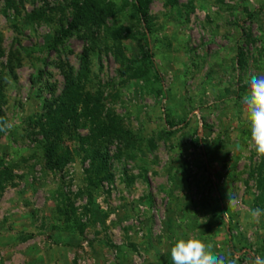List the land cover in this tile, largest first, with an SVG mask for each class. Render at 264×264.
Listing matches in <instances>:
<instances>
[{"label":"rangeland","instance_id":"1","mask_svg":"<svg viewBox=\"0 0 264 264\" xmlns=\"http://www.w3.org/2000/svg\"><path fill=\"white\" fill-rule=\"evenodd\" d=\"M21 1L16 13L0 0V264H173L180 238L237 264L264 260V194L250 179L264 156L251 147L242 102L245 81L264 75V0H140L152 34L142 21L127 37L124 17L109 37L116 22L106 16L56 50L46 45L76 0ZM102 2L128 14L138 0ZM34 11L51 22L31 20ZM69 72L79 125L51 137L61 167L50 169L35 123L62 98Z\"/></svg>","mask_w":264,"mask_h":264},{"label":"trees","instance_id":"2","mask_svg":"<svg viewBox=\"0 0 264 264\" xmlns=\"http://www.w3.org/2000/svg\"><path fill=\"white\" fill-rule=\"evenodd\" d=\"M7 3V8L6 9H13L16 13H20L23 11L22 7V1L20 0V3L14 4L12 0H5ZM92 1V5H90L89 0H76L75 3L72 5V12L70 15V21H66L65 14L61 12V27H59L58 30L54 32V34L51 37V40L48 42L46 45L47 50H56L60 46L62 47L64 42L72 37L73 35H76L82 30L83 28H87V26H96V27H101L105 23V17L107 16L108 18L114 19L116 24H112L111 27L105 29V33L111 37V35H117L121 33V27L117 25V23L122 22V19L124 17L127 18V22L129 23V28L126 30V36L133 39V35H135V31H137L141 26V22H144V29H146L150 34L154 32L153 27L151 26L150 22V16L147 14V7L148 3H141L140 0L135 3V5H131L132 8V13L129 12L128 14H124L123 11H119L117 6H109L107 4H104L102 0H90ZM173 3V2H172ZM250 16V15H249ZM38 18L40 21L44 23L51 22L50 16L45 13V11H34L33 14L31 15V20H35ZM64 23V25H63ZM143 35V36H142ZM145 33H141L142 37V42H143V47H144V52L142 56V60L148 62L150 65L153 67V62H152V53H151V48L150 45L145 37ZM247 42V41H246ZM248 42H251L250 38L248 37ZM247 42V43H248ZM86 54V53H84ZM243 61V54L239 53V62L241 63ZM245 62V60H244ZM243 62V64H244ZM241 65L240 67L243 69L244 65ZM87 75V70L86 68L82 69V72L78 75V78L85 79ZM65 91L63 93L62 98L59 100V102H53L47 105V113L40 117L38 121L35 123L36 126L38 127L39 131L37 135H42L44 138L45 142V149L46 152V164L47 167L54 168L56 165L58 167H61V162L56 157V154L54 153L58 139L56 138H51L53 135H60L61 133V128L68 127L67 123L69 122V126L72 128H77L78 127V122L79 118L76 116L73 110V104L76 99L77 94L72 88L73 85V77L71 73H65ZM243 88H239L237 90V97L238 99H241L242 94L244 93ZM1 98H0V103H1ZM1 105V104H0ZM88 107H86L87 109ZM88 110V109H87ZM86 115H88V111H86ZM3 118L1 110H0V119ZM45 120V124L42 123V120ZM102 122H97L96 127V136H103L102 130L103 128H106L104 124H101ZM34 124V123H33ZM93 131V130H92ZM36 135V134H35ZM93 140V144L96 143V139H91L89 137L86 139V143ZM55 157V161L53 158ZM88 158L91 161L92 169L95 170L97 169V174H95V177L92 179L95 182V185L98 184V177H99V167L100 170L102 171L103 168L105 167L103 162L104 159L101 154L100 149H96L92 151L91 154L88 155ZM1 163V162H0ZM64 164V162H63ZM106 172V170H105ZM257 178L256 175L253 177L250 176V179L255 180L256 183V189L261 191V194H264V169L263 171H257ZM91 179V178H89ZM0 190H1V183H0ZM258 197L256 198L257 201ZM68 201V200H67ZM263 206V205H262ZM62 214L61 216L67 217L74 215V211L70 209V211H61L59 210ZM67 220H70L67 218ZM79 231L84 230V226L80 223L77 222V226Z\"/></svg>","mask_w":264,"mask_h":264},{"label":"clouds","instance_id":"3","mask_svg":"<svg viewBox=\"0 0 264 264\" xmlns=\"http://www.w3.org/2000/svg\"><path fill=\"white\" fill-rule=\"evenodd\" d=\"M245 83L242 102L250 124V144L258 156H264V75L252 76ZM227 203L235 206L237 201ZM261 214L259 208L250 210L253 221ZM171 258L173 264H237L235 259L215 254L210 244L196 238L178 239L171 247ZM256 264H264V260L257 257Z\"/></svg>","mask_w":264,"mask_h":264}]
</instances>
